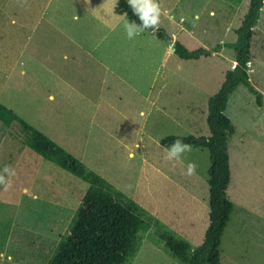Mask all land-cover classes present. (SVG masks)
Wrapping results in <instances>:
<instances>
[{"label": "rangeland", "instance_id": "rangeland-1", "mask_svg": "<svg viewBox=\"0 0 264 264\" xmlns=\"http://www.w3.org/2000/svg\"><path fill=\"white\" fill-rule=\"evenodd\" d=\"M249 1L159 0L174 22L162 17L158 28L164 30L165 37L175 38L190 51L198 48L211 51L220 43L235 41V30ZM115 4L116 0H0V104L48 138L66 142L64 150L146 212L158 200L157 205H169L164 206L166 220L180 216L185 219L178 233L184 231L189 238L187 251L171 252L160 235L149 228L146 213L145 227L136 234L126 259L120 264H187L184 260L201 245L208 226L207 149L192 147L184 155L183 163H178L165 159L163 146L156 143H147L144 149L132 146L136 132L128 120L139 124L147 118L139 116L137 102H132L129 94L133 93V87H121L116 81L108 80L110 83L101 87L103 97L116 108L110 111L102 103L99 110L104 115H98L93 122L87 117L67 118L66 110H62L67 113L60 117L49 114L54 107L44 100V88L50 87L45 84H51L45 68L71 63L70 58L62 61L63 53L69 57L72 47L60 36L59 29L91 34L92 38L84 39L87 46L104 37L98 52L102 50L103 54L106 49V55L102 56L111 67L121 64L117 70L127 82L138 86L141 95L146 94L155 79L152 83L156 84L155 92H161V97L173 104L170 110L174 111L180 128L168 121L164 128L156 126L151 135L157 139L189 135L199 138L209 135L207 99L217 92L225 72L233 68L234 51L226 48L225 58L201 56L184 61L172 52L165 54V40H154L145 32L129 40L122 17L114 14ZM42 12L47 20L63 17L57 19L58 30L43 20L36 23L34 16ZM12 15L31 17L35 25L28 33L27 28H20L21 21L14 18L10 22ZM73 16H78L77 22ZM116 32L122 37L117 38ZM253 33L248 75L261 98L258 105L255 96L239 85L225 110L233 127L227 143L230 179L226 190L233 211L221 237L220 264H264V0ZM166 43L171 41L168 39ZM21 46L28 53L35 52L32 61L27 62L26 55L22 58L21 54H14ZM113 47L121 49L118 59L108 53ZM14 61L18 67L11 71L10 64ZM22 69L30 71V75L20 76ZM98 75L94 71L93 89L90 87L88 94L93 98L100 94H96L97 84L101 82ZM186 103L199 111L203 105L204 117L190 119L184 114L177 117L176 109L184 110ZM143 105L142 102L140 107ZM123 107L127 118L116 113ZM154 113L148 120L152 121ZM43 114L49 116L43 118ZM123 142H127V148L121 147ZM129 152L133 157L128 156ZM157 161L159 165L166 162L165 170H156L161 166L152 163ZM188 162L197 165L193 176L185 174ZM4 165L13 166L16 175L7 191L0 186V264H43L41 257L50 253L66 233L88 184L27 147L17 125L6 128L0 122V169ZM180 183L185 186L183 192L178 190ZM180 202L183 213L174 215L176 203L179 206ZM165 224L163 221L157 228L170 232ZM180 240L174 239L183 242Z\"/></svg>", "mask_w": 264, "mask_h": 264}, {"label": "trees", "instance_id": "trees-1", "mask_svg": "<svg viewBox=\"0 0 264 264\" xmlns=\"http://www.w3.org/2000/svg\"><path fill=\"white\" fill-rule=\"evenodd\" d=\"M262 6L263 0L249 1L240 26L235 30L236 39L233 43L218 44L211 51H206L204 48L190 51L177 40L172 44L173 54L184 61L210 56L211 53L218 52L222 48L232 49L235 56V65L225 72L221 86L207 102L206 125L209 135L199 138L193 135L167 136L160 140L161 146L164 147L170 145L175 139H181L194 147H204L209 153L208 226L201 245L184 260L187 264H220L221 237L233 211L232 203L226 198L230 179L227 143L229 136L233 133V127L225 115V110L229 97L239 85L245 86L260 105L261 94L250 84L248 64L251 58L253 30L257 25ZM125 12L129 21L140 23L138 17L133 15L127 0H117L114 13L120 16ZM144 32L160 40H168L164 30L160 28L155 33L152 30ZM0 122L6 128L17 125L27 147L88 184L66 233L60 237L50 253L41 257L43 264L122 263L127 257L128 249L136 234L145 224L146 211L134 201L127 199L121 192L114 190L100 176L88 171L80 160L58 146L45 134L18 118L2 104H0ZM159 237L171 252L188 250L185 242L174 241L166 235Z\"/></svg>", "mask_w": 264, "mask_h": 264}, {"label": "crops", "instance_id": "crops-1", "mask_svg": "<svg viewBox=\"0 0 264 264\" xmlns=\"http://www.w3.org/2000/svg\"><path fill=\"white\" fill-rule=\"evenodd\" d=\"M117 1V0H116ZM115 14V13H114ZM116 15V14H115ZM118 16V15H117ZM36 23L40 21H44L46 23H50V26H53L54 28H57L56 22L57 19L61 20L63 17H55L54 19L51 18L50 20L46 19V15L42 13H38L34 16ZM15 21H21L20 28L24 29L27 28V32L29 33V29L33 27L31 21V17L28 16H21L18 17L15 15ZM13 15L11 16L10 22L12 23L14 21ZM78 16H73L72 19L73 21L77 22L78 21ZM58 20V21H59ZM29 23V24H26ZM58 32L60 33V36L64 38L69 44L71 48V51L69 52L70 56L68 57L65 53H63L62 56V61H66L70 58L71 63H60V66L57 67L54 66V68H45L47 71V76H49V79H51V84H45L47 86L50 85V87H45V95H44V100L48 103H53V111H50L49 114H52L56 117H60L63 114H66L67 112H63L62 110L68 111L69 115H65L67 118L68 117H87L89 119V122L95 119L96 117L104 115V112L100 111L99 109L101 108L102 103H105L110 111L114 110L115 104L110 102L108 99H105L103 97V94L101 92V87L104 85L106 86L108 84V80L110 82H118V85L121 87L126 86L131 88L132 94L130 93L129 95L132 97V102L135 103L137 102L136 108H138V114L140 117H145L147 119H144L141 123L135 124L133 120H128L134 127L135 132H136V138L134 141L131 143L132 146H134L137 149H144L145 144L147 143H154V140H161L163 138L157 139L156 137L152 136L151 133L153 132L154 129H156V126L160 125L164 128V126L170 121L171 124H176L179 128V122L175 119L176 116H174V111L172 110V105L171 101H168L166 97H161L162 93L155 92V87L156 84L153 86V82H155V79L152 80V82L149 84L148 89L146 91V94L142 95L140 94L138 90L137 85H132L130 82H127L125 80V76H123L122 72H119L117 70V67H121V64H114L113 67L110 66V63L106 60H104V57L102 55H106V49H104V53L102 54V50H99V44L100 42L104 41L103 39L99 38L94 44L87 46V41L84 39H87L88 37L92 38L91 34L90 35H83V34H77L74 31H66L65 28L59 29ZM57 32V33H58ZM117 38H121L122 35L119 34L118 32L115 33ZM152 39L154 40H159L162 41L151 34L147 33ZM28 35L26 37V40L28 39ZM83 37V38H82ZM82 38V39H79ZM25 39V38H24ZM175 41V38L173 42ZM168 44L166 41L164 42L166 44V47L164 48L165 54L173 53V48H172V43ZM64 43V42H63ZM92 43V42H90ZM123 46V43H121ZM222 44V43H220ZM25 47L21 46L19 51H15L14 54L17 55L18 53L21 54V57L24 58V55L27 57V62H30L34 59L32 53H28L24 51ZM225 49L222 48L218 52H213L209 57L212 56H217V57H223L225 58ZM108 53L112 54L113 58L118 59L120 55L121 49L118 48H110L108 49ZM233 62V61H232ZM15 64V61H14ZM13 63L10 64V69L11 71H14L18 65H14ZM24 66V63L22 64ZM235 65V61L233 62V66ZM250 65V62L248 66ZM15 66V67H13ZM232 66V67H233ZM102 68V71H100ZM250 69V67H249ZM10 71V72H11ZM94 71H95V76L98 73V77L101 78L100 84H97L96 88V94H99L97 97L93 98L89 96V91L90 87L93 89V77H94ZM30 71H25V69H22L20 72V76H26L30 75ZM32 76V75H31ZM249 77V75H248ZM250 80V78H249ZM14 82V81H13ZM109 82V83H110ZM133 82H138V81H133ZM251 82V81H250ZM209 99V98H208ZM207 99V102H208ZM42 101V100H41ZM144 103L143 108H141V103ZM207 104V103H206ZM125 107L116 110L117 114H122L125 115V118H127V112L124 110ZM184 110H178L176 109L177 117L180 118V115L184 114L185 117L194 119L196 117H199L200 115H204V106L202 105V109L199 111L197 107H195L193 104H185L182 109ZM171 109V110H170ZM168 111H171V115L168 114ZM153 118L152 121L148 120L150 115L153 113ZM49 115L43 114L42 117H48ZM162 117V118H161ZM204 117V116H203ZM202 117V118H203ZM155 118H158L155 119ZM159 118H161L159 120ZM154 119V120H153ZM41 124V123H40ZM155 127V128H153ZM162 128V129H163ZM42 132V131H41ZM144 135H147L146 139ZM53 142H55L58 146H60L63 149H66L64 146L66 142L58 141L55 139H51ZM147 140V142L145 141ZM127 142L121 143L122 148H127ZM155 144V143H154ZM129 147V146H128ZM194 147V146H192ZM69 153V152H68ZM129 157H133V153L129 152L128 153ZM147 160L149 157L146 158ZM158 162V161H157ZM152 163L154 164L155 167H160L156 168L158 171H163L165 170V163L161 161V165L158 163ZM173 162V161H172ZM179 163V161H176ZM150 163V162H149ZM168 165L166 164V167ZM185 165L183 164V167ZM181 182V178H180ZM183 183V182H181ZM179 184L178 190L181 192L184 191L185 186ZM154 190L159 191V188H154ZM158 200L155 201L154 203L150 204L148 212V221H149V228L154 230L156 232V235H166L172 239L178 238L181 239L180 241H183L187 244L188 248V242L190 241L189 238L186 236L185 232L182 231L181 233H178V231L181 230V226L185 219H182L181 216L177 218H168V220L165 219V206L168 203H161V205H157ZM183 203L180 202L179 206L176 203V211L175 214H180L183 213V209L180 208L182 207ZM163 206V207H162ZM165 206V207H164ZM174 220V221H172ZM166 222L165 225H167L170 228V232L168 231H162L161 229L157 228L162 222ZM170 221V222H168ZM168 223L171 225V227L168 225ZM145 227V224L142 228ZM178 234V235H177ZM177 235V236H176ZM204 237V236H203Z\"/></svg>", "mask_w": 264, "mask_h": 264}, {"label": "clouds", "instance_id": "clouds-1", "mask_svg": "<svg viewBox=\"0 0 264 264\" xmlns=\"http://www.w3.org/2000/svg\"><path fill=\"white\" fill-rule=\"evenodd\" d=\"M127 3L133 15L138 17L140 21L139 24L136 21H129L126 12L120 15L123 20V29L126 38L129 40L135 39L146 30H152L155 33L161 23L162 17L174 22V17L162 8L159 0H127ZM154 143L162 147L159 140H154ZM163 150L166 154L165 159L183 163V157L186 153L192 151V145L185 143L181 139H175L170 145L164 146ZM196 169L197 165L194 162H188L186 164L185 174L187 176H193L196 174ZM15 175V168L11 165H4L0 169V186H3L5 191L12 187V177Z\"/></svg>", "mask_w": 264, "mask_h": 264}, {"label": "water", "instance_id": "water-1", "mask_svg": "<svg viewBox=\"0 0 264 264\" xmlns=\"http://www.w3.org/2000/svg\"><path fill=\"white\" fill-rule=\"evenodd\" d=\"M167 39H169L170 41H173L174 38L173 37H166Z\"/></svg>", "mask_w": 264, "mask_h": 264}]
</instances>
